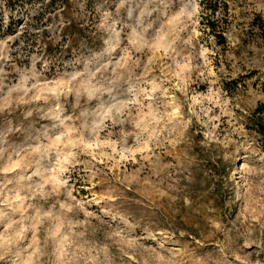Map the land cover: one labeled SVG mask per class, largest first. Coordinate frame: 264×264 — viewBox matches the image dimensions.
<instances>
[{"label": "rangeland", "instance_id": "374dc122", "mask_svg": "<svg viewBox=\"0 0 264 264\" xmlns=\"http://www.w3.org/2000/svg\"><path fill=\"white\" fill-rule=\"evenodd\" d=\"M227 10L0 0V264H264V0Z\"/></svg>", "mask_w": 264, "mask_h": 264}, {"label": "trees", "instance_id": "16d2710c", "mask_svg": "<svg viewBox=\"0 0 264 264\" xmlns=\"http://www.w3.org/2000/svg\"><path fill=\"white\" fill-rule=\"evenodd\" d=\"M228 4L229 0H197L200 31L211 36L217 45H224L226 42L227 27L223 22L227 19ZM253 19L251 23H256L260 36L264 38L263 18L259 14H255ZM237 82L238 79H232L224 84L233 83L236 86ZM257 84L260 92L264 95V73ZM222 89L229 91L226 86H222ZM244 126L258 136L259 147L264 152V102L258 103L249 112Z\"/></svg>", "mask_w": 264, "mask_h": 264}]
</instances>
